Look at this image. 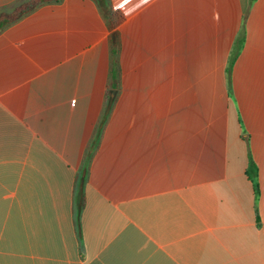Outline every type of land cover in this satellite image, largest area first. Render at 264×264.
<instances>
[{
	"label": "crops",
	"instance_id": "0c3cea01",
	"mask_svg": "<svg viewBox=\"0 0 264 264\" xmlns=\"http://www.w3.org/2000/svg\"><path fill=\"white\" fill-rule=\"evenodd\" d=\"M110 5L121 85L86 164ZM0 264H264V0H64L7 28Z\"/></svg>",
	"mask_w": 264,
	"mask_h": 264
},
{
	"label": "trees",
	"instance_id": "16d2710c",
	"mask_svg": "<svg viewBox=\"0 0 264 264\" xmlns=\"http://www.w3.org/2000/svg\"><path fill=\"white\" fill-rule=\"evenodd\" d=\"M64 0H31L28 3L20 6L12 13H2L0 14V35L12 25L18 23L22 19L26 18L27 16L33 14L40 8L53 5V4H60ZM109 1V0H108ZM253 1V0H252ZM111 6V5H110ZM110 19V29L113 31V34L110 38L111 44V69L109 73V84H108V91L106 95V107L103 111L102 117L100 119L99 125L96 128L94 134V140L92 146L90 147L89 153L86 155V164L89 162L91 156L94 154L95 150L98 148L101 140V136L107 120L112 112L117 91H119L121 85V74H120V67H119V56H120V47H121V39L118 33V27L124 22L125 17L121 13V11L114 9L112 6L110 8L109 13ZM243 41L238 40L232 58L230 60L229 72H231V68L234 64V61L238 55L239 49L242 46ZM231 85V83H230ZM87 166V165H86ZM248 175L252 178V181L255 183L256 189V196L259 194V187L257 184L258 181V168L254 163L252 157L250 156L249 160V167L247 170ZM88 174V168H83L77 175L76 179V189L78 188L79 194H81L85 183H86V176ZM81 196V195H80ZM82 197V196H81ZM83 208V201L79 202V211L81 212Z\"/></svg>",
	"mask_w": 264,
	"mask_h": 264
},
{
	"label": "snow or ice",
	"instance_id": "6c2138e0",
	"mask_svg": "<svg viewBox=\"0 0 264 264\" xmlns=\"http://www.w3.org/2000/svg\"><path fill=\"white\" fill-rule=\"evenodd\" d=\"M125 2H127V0H125Z\"/></svg>",
	"mask_w": 264,
	"mask_h": 264
}]
</instances>
